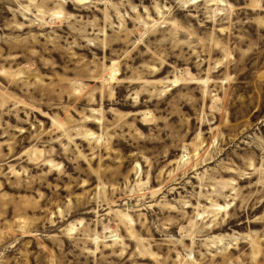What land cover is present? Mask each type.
<instances>
[{
    "label": "rangeland",
    "instance_id": "obj_1",
    "mask_svg": "<svg viewBox=\"0 0 264 264\" xmlns=\"http://www.w3.org/2000/svg\"><path fill=\"white\" fill-rule=\"evenodd\" d=\"M0 264H264V0H0Z\"/></svg>",
    "mask_w": 264,
    "mask_h": 264
}]
</instances>
